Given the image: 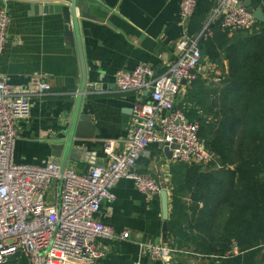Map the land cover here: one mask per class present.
Segmentation results:
<instances>
[{
	"label": "crops",
	"instance_id": "obj_1",
	"mask_svg": "<svg viewBox=\"0 0 264 264\" xmlns=\"http://www.w3.org/2000/svg\"><path fill=\"white\" fill-rule=\"evenodd\" d=\"M59 0H7L11 17L5 49L0 57V74L16 91L36 88V81L48 84L45 96H33L29 115L17 122L18 139L14 149L17 163L43 165L49 161H60L53 155L51 140L63 137L61 131L68 125L75 108L76 86L65 84L66 77H74L79 84L80 61L76 46H71L64 35L60 15L39 13L33 5ZM90 14L80 19L79 35L82 56L86 66L87 83H96L98 88L83 94L80 115H86L90 125L83 128V136L73 140L72 158L66 167L78 173L87 172L95 164H107V149L123 148L126 126L136 101L149 100L147 93L120 92L115 89V75L131 70L137 64L150 65L157 74L163 72L176 60V47L193 38L212 19L213 11L220 0H196L193 14L188 19L179 15L180 0H90ZM77 10V16H78ZM234 33H229L231 37ZM206 38V36L204 37ZM202 38V40L204 39ZM199 76L203 79L221 75L216 65L205 55ZM224 66L226 62L224 61ZM213 74V75H211ZM221 78V76H220ZM188 84H184L176 104L184 109L194 106ZM200 113V110H199ZM91 135V136H90ZM180 164L169 157L160 143L149 144L138 159L135 171L158 179L168 188L170 195L172 169ZM215 169H223L217 164ZM225 167L221 175L226 174ZM53 182L51 189L59 185ZM115 199L104 201L96 213V219L110 225L116 231H129L128 239L100 238L98 244L103 256L95 264H159L141 255L140 243H155L162 235V218L159 193H140L130 179H121L113 188ZM172 204L169 196V219ZM178 215L173 220L181 221ZM180 236V235H179ZM168 236L166 243L181 252L170 264H219L216 256L203 255L192 242ZM236 252L237 250H234Z\"/></svg>",
	"mask_w": 264,
	"mask_h": 264
},
{
	"label": "built area",
	"instance_id": "obj_2",
	"mask_svg": "<svg viewBox=\"0 0 264 264\" xmlns=\"http://www.w3.org/2000/svg\"><path fill=\"white\" fill-rule=\"evenodd\" d=\"M6 1L0 0V57L11 22ZM195 5L196 0H180V17L188 19ZM213 18L229 33L251 30L255 22L242 0H220ZM210 34L208 23L193 38L181 41L176 60L159 74L139 63L115 75L117 91L147 93L149 100L132 105L123 148L115 151L110 146L108 163L92 165L85 173L69 167L61 171L56 161L43 165L15 162L17 122L28 117L33 96L46 95L48 84L36 81L35 89L16 91L0 74V264L16 254L25 256L29 264H95L103 256L100 238L128 239L129 231L116 233L95 215L104 201L115 199L113 188L121 179H130L143 194L167 188L158 179L135 171L151 143L174 144L172 157L179 162L207 167L215 159L199 138L197 123L188 120L176 104L182 81L189 85L198 78L203 58L200 42ZM220 79L213 78L215 82ZM57 181L59 185L52 190ZM140 248L141 255L159 264L172 263L181 252L166 243L142 242Z\"/></svg>",
	"mask_w": 264,
	"mask_h": 264
},
{
	"label": "trees",
	"instance_id": "obj_3",
	"mask_svg": "<svg viewBox=\"0 0 264 264\" xmlns=\"http://www.w3.org/2000/svg\"><path fill=\"white\" fill-rule=\"evenodd\" d=\"M251 2L264 11V0ZM210 31L202 42L221 79L198 75L188 87L194 106L183 110L215 159L207 167L180 162L172 169L168 236L178 247L176 237L189 239L219 264H256L259 255L264 264V23L255 20L231 37L219 23ZM217 164L232 168L223 176ZM6 264L29 262L16 254Z\"/></svg>",
	"mask_w": 264,
	"mask_h": 264
},
{
	"label": "water",
	"instance_id": "obj_4",
	"mask_svg": "<svg viewBox=\"0 0 264 264\" xmlns=\"http://www.w3.org/2000/svg\"><path fill=\"white\" fill-rule=\"evenodd\" d=\"M101 3L100 0H96ZM246 7V10L252 15L254 20L264 23V11L262 8H253L251 0H242ZM92 2L90 0H59L56 2H44L43 4L33 5V9L37 10L39 13H56L60 15L64 35L68 38L71 46H76L79 54L80 61V74H79V84L75 83L74 77H66L64 79L65 84L68 86H76L75 95L76 102L75 108L72 112L68 126L61 131L63 137H55L51 140V149L53 155L60 161L61 171L66 168L67 160L72 158L74 149H72L73 140L79 139L83 136V128L90 125V122L86 115H80L81 102L83 94L87 91H92L98 88L96 83H87L86 78V66L82 56L80 35H79V24L80 19L93 16L90 14ZM78 10V16H77ZM157 71L154 72L156 74ZM185 84V81H182ZM91 136V135H90ZM163 147L164 152L171 157L172 148L174 144L170 146L160 143ZM160 196V206H161V218H162V235L155 240V244L160 241H167V231H168V219H169V191L167 188H162L159 191ZM192 264V263H188ZM256 264H263V257L259 255L256 257Z\"/></svg>",
	"mask_w": 264,
	"mask_h": 264
},
{
	"label": "rangeland",
	"instance_id": "obj_5",
	"mask_svg": "<svg viewBox=\"0 0 264 264\" xmlns=\"http://www.w3.org/2000/svg\"><path fill=\"white\" fill-rule=\"evenodd\" d=\"M49 196V192L47 193V197Z\"/></svg>",
	"mask_w": 264,
	"mask_h": 264
}]
</instances>
